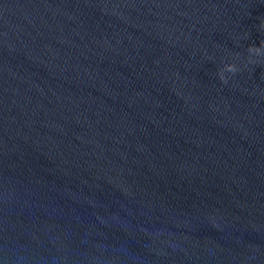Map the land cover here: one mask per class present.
<instances>
[{"label":"water","instance_id":"water-1","mask_svg":"<svg viewBox=\"0 0 264 264\" xmlns=\"http://www.w3.org/2000/svg\"><path fill=\"white\" fill-rule=\"evenodd\" d=\"M262 46L264 0H0V264H264Z\"/></svg>","mask_w":264,"mask_h":264},{"label":"clouds","instance_id":"clouds-1","mask_svg":"<svg viewBox=\"0 0 264 264\" xmlns=\"http://www.w3.org/2000/svg\"><path fill=\"white\" fill-rule=\"evenodd\" d=\"M262 47H264V46H262ZM261 51H262L261 47L249 48L250 53L260 54ZM237 71H238V68L234 63H227L224 65L223 69L220 70L219 77L223 82L227 83V78L225 76V73L235 74Z\"/></svg>","mask_w":264,"mask_h":264}]
</instances>
